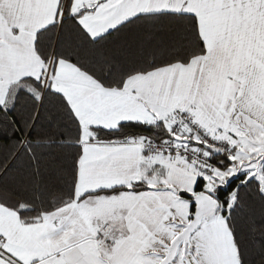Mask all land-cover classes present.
I'll list each match as a JSON object with an SVG mask.
<instances>
[{
  "label": "snow or ice",
  "instance_id": "obj_1",
  "mask_svg": "<svg viewBox=\"0 0 264 264\" xmlns=\"http://www.w3.org/2000/svg\"><path fill=\"white\" fill-rule=\"evenodd\" d=\"M0 264H264V0H0Z\"/></svg>",
  "mask_w": 264,
  "mask_h": 264
}]
</instances>
